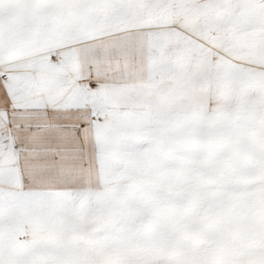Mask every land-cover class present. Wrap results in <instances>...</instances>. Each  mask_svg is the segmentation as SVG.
Returning <instances> with one entry per match:
<instances>
[{
	"label": "snow or ice",
	"instance_id": "snow-or-ice-1",
	"mask_svg": "<svg viewBox=\"0 0 264 264\" xmlns=\"http://www.w3.org/2000/svg\"><path fill=\"white\" fill-rule=\"evenodd\" d=\"M0 264H264V0H0Z\"/></svg>",
	"mask_w": 264,
	"mask_h": 264
}]
</instances>
